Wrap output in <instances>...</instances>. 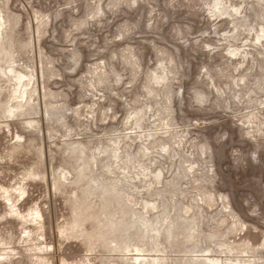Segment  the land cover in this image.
<instances>
[{"label":"rangeland","instance_id":"rangeland-1","mask_svg":"<svg viewBox=\"0 0 264 264\" xmlns=\"http://www.w3.org/2000/svg\"><path fill=\"white\" fill-rule=\"evenodd\" d=\"M0 264H264V0H0Z\"/></svg>","mask_w":264,"mask_h":264}]
</instances>
